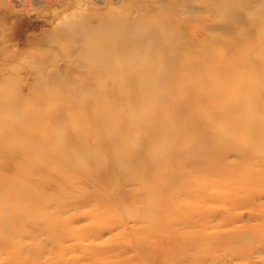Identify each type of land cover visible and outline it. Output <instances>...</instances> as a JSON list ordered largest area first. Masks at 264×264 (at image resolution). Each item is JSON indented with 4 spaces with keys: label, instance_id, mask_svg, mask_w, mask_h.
Listing matches in <instances>:
<instances>
[{
    "label": "rangeland",
    "instance_id": "374dc122",
    "mask_svg": "<svg viewBox=\"0 0 264 264\" xmlns=\"http://www.w3.org/2000/svg\"><path fill=\"white\" fill-rule=\"evenodd\" d=\"M101 1L0 0V264H264V0L110 1L157 58L97 49Z\"/></svg>",
    "mask_w": 264,
    "mask_h": 264
},
{
    "label": "bare ground",
    "instance_id": "6f19581e",
    "mask_svg": "<svg viewBox=\"0 0 264 264\" xmlns=\"http://www.w3.org/2000/svg\"><path fill=\"white\" fill-rule=\"evenodd\" d=\"M110 1L112 0H102L101 1V3L103 4L102 6H99L96 2H93V3L77 2L76 4H73V7H72L73 11L77 12L76 15H78L77 17L81 22L80 23L81 27L87 28L86 27L88 25L87 23L93 22V26L96 28L95 29L96 33L91 38L92 39L94 38L95 40H99L98 42H101V45L97 46V49H101V50L106 49L107 47H110L112 44H116L119 47L115 48L114 51H112V49L109 48V51H108L109 55L110 53H114L117 56L127 55L130 50H137L138 52H142V54L140 53L138 56L147 55L149 57L157 58L159 53H157L156 51H153L151 47L152 45L151 43L153 42L149 40L148 37H151V35H154V34H157L160 36L165 33L166 35L167 29L164 28L165 26H158L156 28H145L144 27L142 28V33L134 34L135 29L139 25L138 21L140 18L139 17L140 14L137 12V14L134 16L135 20L133 22L125 18L120 19L117 16L119 13L122 12V10L116 9L113 3H111ZM115 1L117 4L120 2V0H115ZM169 6H171V4ZM79 7L81 9L77 10V8ZM92 7H93V10H95V13L92 14L90 17L84 16V13H87L88 12L87 10ZM62 8L65 9V7H62ZM185 11L190 15L198 12L193 7L186 9ZM236 11L244 12V7L242 6L240 8H237ZM87 19H90V21ZM57 22H59L58 24L60 25V27L55 28L54 32L49 34L50 38L51 37H56V38L61 37L62 35H64V33L67 34L68 31H70V29L72 28V26L67 25V24L65 25L64 23H62L64 21H57ZM109 29L113 32H116L110 35L111 38H109V36L107 37ZM168 45H171L173 47V42H170L169 40ZM145 46H148V47H145ZM179 46L181 47V45ZM175 47L177 48V45ZM145 48H148V49L145 50ZM172 54L173 52L168 53V55H172ZM103 72L104 70L102 71V73ZM237 136H240V135H237ZM151 165L152 164L149 165V168ZM159 165H160L159 161H154L153 169L156 170V168L159 167ZM25 210L28 211L27 209ZM23 212L24 211H18V212L15 211L10 217H8V219L0 221V229L4 230L5 232L4 235L0 236V248L1 249L12 248L16 250L15 252L18 253L19 241L25 236V233L18 231L16 227L20 225H24V224H29V223L35 225L33 223L35 219L31 217L30 211L28 212L29 214L28 216L27 215L24 216ZM44 222H45V228L49 230L50 233H53L56 230L55 225L46 223V220H44ZM115 225L116 223L114 222L110 224L111 227H116ZM57 230H58V227H57ZM54 239H56V241L58 242H61L60 234H57L56 238L54 237ZM147 243L148 245H151V242L148 238H147ZM17 253H15L16 256L19 255ZM38 253L39 251L35 250L34 254L38 255Z\"/></svg>",
    "mask_w": 264,
    "mask_h": 264
}]
</instances>
